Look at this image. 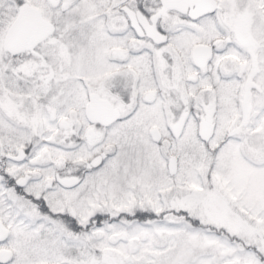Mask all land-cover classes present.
<instances>
[{"label":"snow or ice","instance_id":"1","mask_svg":"<svg viewBox=\"0 0 264 264\" xmlns=\"http://www.w3.org/2000/svg\"><path fill=\"white\" fill-rule=\"evenodd\" d=\"M0 264H264V0H0Z\"/></svg>","mask_w":264,"mask_h":264}]
</instances>
